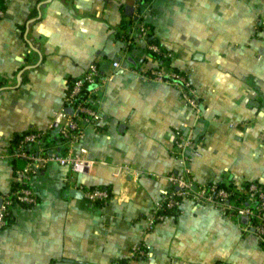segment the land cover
<instances>
[{
    "label": "crops",
    "instance_id": "0c3cea01",
    "mask_svg": "<svg viewBox=\"0 0 264 264\" xmlns=\"http://www.w3.org/2000/svg\"><path fill=\"white\" fill-rule=\"evenodd\" d=\"M1 4V194L18 182L24 160L13 157L15 135L47 129L56 137L62 111L74 108L64 103L73 80L96 63L105 81L91 93L101 118L84 125L94 163L84 173L55 160L38 167V203L12 206L0 264H264V243L246 220L212 204L186 199L145 231L171 188L168 174L182 168L178 128L194 136L188 166L196 181L242 192L250 181L264 184V0H146L139 15L132 0ZM142 20L173 51L171 67L190 76L197 109L174 83L149 75L167 63L150 56ZM65 149L58 139L54 151ZM79 183L107 186L110 200L89 201L74 191ZM137 243L148 253L132 258Z\"/></svg>",
    "mask_w": 264,
    "mask_h": 264
},
{
    "label": "built area",
    "instance_id": "2783aa9c",
    "mask_svg": "<svg viewBox=\"0 0 264 264\" xmlns=\"http://www.w3.org/2000/svg\"><path fill=\"white\" fill-rule=\"evenodd\" d=\"M135 7L134 13L139 15V6L146 0H132ZM4 13V7L0 0V16ZM138 34L146 40L147 49L162 57V62L167 63V67H148L149 75L160 80H167L174 83L179 89L182 97L187 103L198 108L199 93L193 85L188 73L176 70L171 67L174 53L160 42L152 41L150 27L145 21L138 22ZM118 61L115 65H119ZM147 68V69H148ZM104 77L96 63H92L87 71L76 78L70 89L64 96V103L74 106L72 111L63 110L61 123V134L65 141L66 149L63 152L52 151L44 153V145L39 143L37 151H28L27 146L31 142H38L44 138L49 130L41 129L30 131L22 135L18 140L16 155L25 160L22 167L16 168L19 187L11 193V190L0 193V230L8 224V217L11 214L12 206L16 203L33 206L38 203V196L33 189L32 180L38 167L49 160L58 161L61 164H68L73 170L84 173L94 163L95 159L87 156V149L82 141L85 135V123H98L101 118L100 111L91 104L92 95L96 89L102 87ZM89 84L88 96L82 100H77L83 88ZM194 143V136L186 132L184 128L176 131L173 150L177 147L176 155L182 162V168L172 170L168 174L171 188L165 191L157 200L148 213L146 220V230H150L154 225L160 223L169 213V210L176 211L182 206L184 200L191 199L197 204H212L223 212L235 216L238 219H247L242 222L247 230L255 231L264 243V184L259 181H250L244 190L245 195L234 194V187L223 185L219 181L207 183L198 182L193 176L192 169L188 166L191 155L188 148ZM82 191L83 195L91 202L106 204L111 198V191L107 186L93 185L86 186L79 183L75 186ZM148 252L142 243L132 246L130 255L132 258L146 255ZM110 264H124L118 260Z\"/></svg>",
    "mask_w": 264,
    "mask_h": 264
},
{
    "label": "trees",
    "instance_id": "16d2710c",
    "mask_svg": "<svg viewBox=\"0 0 264 264\" xmlns=\"http://www.w3.org/2000/svg\"><path fill=\"white\" fill-rule=\"evenodd\" d=\"M129 25V24H128ZM152 41H157L158 42V40H157V38H155V37H152ZM149 53H150V56H153V57H155V58H158V59H162V57H160V56H158L157 54H155L154 52H151L150 50H149ZM73 82H74V80H73ZM73 82L71 83V86H72V84H73ZM89 84H87L84 88H83V90L81 91V93L78 95V97H77V100H82L83 98H85V97H87L88 96V93H89ZM68 105H71V104H66V106H68ZM73 106V105H72ZM74 107V106H73ZM58 127H59V133L60 134H58V135H56V137L55 136H53L52 135V133L49 131L48 133H47V135L44 137V138H41L38 142H31L28 146H27V150L28 151H37V145L39 144V143H42L45 147V149H44V153H51L52 151H54L55 149H56V144H57V141H58V139H63V136H62V134H61V131H60V129H61V125H58ZM25 133H27V132H24V133H18V134H16L15 135V137H14V140H13V146H12V150H13V152H14V155H13V157H14V159L15 160H17L19 157L16 155V151H17V148H18V140H19V138L22 136V135H24ZM221 183V182H220ZM249 183V182H248ZM248 183H247V185H248ZM221 184H223V185H228V186H232V184H226V183H221ZM19 185H20V183L19 182H17V183H15L14 185H13V187L11 188V193L13 194L14 193V191L19 187ZM233 187V186H232ZM234 194H236V195H240L241 197H243L244 195H245V193L244 192H242V191H240V190H237V189H235L234 188V192H233ZM172 210H169V212H171ZM10 222V216L8 217V223ZM118 261H120V262H122V263H124V264H128V261H127V259L126 258H121V259H117ZM114 261H116V260H114Z\"/></svg>",
    "mask_w": 264,
    "mask_h": 264
},
{
    "label": "water",
    "instance_id": "95a60500",
    "mask_svg": "<svg viewBox=\"0 0 264 264\" xmlns=\"http://www.w3.org/2000/svg\"><path fill=\"white\" fill-rule=\"evenodd\" d=\"M186 129V132H188V129L187 128H185ZM24 163H25V161L24 160H21V162H20V167H22L23 165H24ZM74 191H76V193H79V194H81V195H83V193H82V191H80L79 189H76V190H74ZM1 197H0V203H1ZM245 220H247L246 218H245Z\"/></svg>",
    "mask_w": 264,
    "mask_h": 264
}]
</instances>
